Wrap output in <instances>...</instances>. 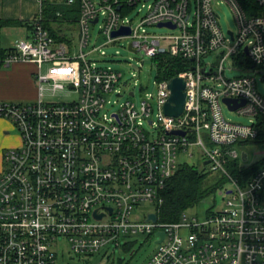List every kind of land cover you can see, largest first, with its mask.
Returning a JSON list of instances; mask_svg holds the SVG:
<instances>
[{"label":"built area","instance_id":"built-area-1","mask_svg":"<svg viewBox=\"0 0 264 264\" xmlns=\"http://www.w3.org/2000/svg\"><path fill=\"white\" fill-rule=\"evenodd\" d=\"M49 1L39 0L30 37L0 56L1 66L35 63L38 87L33 101L0 102V116L12 121L20 140L4 151L0 169V264H53L59 236L85 261L138 232L151 234L157 244L143 264H264V165L244 182L226 168L247 154L244 146L264 142V95L255 78L264 75V0H256L250 12L237 0H225L236 20V28L226 32L218 24L217 0H78L77 46L56 40L44 26L42 9ZM160 22L173 24L161 25L172 32L147 31ZM95 23L105 45L126 38L129 51L156 65L163 55L189 63L175 75L185 80L180 114L164 112L172 77H156L157 92L139 102L131 98L135 91L122 92L121 72L100 65L105 49L87 48ZM122 27L129 32L112 35ZM95 50L98 59L88 56ZM208 55L213 59L205 60ZM226 69L242 74L227 77ZM45 82L76 95L46 101ZM111 95L127 96L112 101L117 109L108 112ZM225 98L244 102L230 109ZM222 105L249 122L227 119ZM195 150L209 171L228 179L220 189L222 206L206 208L200 218L159 221L167 180ZM143 201L154 210L136 215ZM151 212L155 221L147 219Z\"/></svg>","mask_w":264,"mask_h":264},{"label":"rangeland","instance_id":"rangeland-1","mask_svg":"<svg viewBox=\"0 0 264 264\" xmlns=\"http://www.w3.org/2000/svg\"><path fill=\"white\" fill-rule=\"evenodd\" d=\"M216 10L219 14L218 24L224 32L228 29L234 30L236 28V20L230 5L225 0H217ZM145 10V9H143ZM136 10L128 12V16L133 18ZM148 32L155 34H168L170 31L164 26H147ZM77 25L72 24L66 31V37L69 42L77 46ZM90 42L87 48L93 46L101 47L105 49L107 53L104 57L105 63H101V66L110 65L112 68L121 72V83L120 87L122 92L128 93L129 91H135V95L132 100L139 102L142 98H145V93H152L153 95L157 92V87L155 85V79L158 76V66L155 64V59L141 55V53H134L127 48V39L121 38L115 41L111 45H105V37L99 32V23L92 24L89 29ZM118 51V52H116ZM90 57L98 59L101 56L98 51H92L89 53ZM212 60V55H208L205 60ZM101 60V59H100ZM135 64L137 68L131 66ZM45 69V66L42 67ZM242 74L241 71L237 69H226L225 75L227 77L238 76ZM256 78V88L258 92L264 95V75L260 73L255 74ZM43 96L42 98L46 101H59V100H69L75 97L76 93L73 89H58L53 90L52 84L45 82L43 84ZM140 88L142 90H140ZM127 95L121 96L117 99L115 96H108L110 102L116 100L117 103L126 99ZM152 104L151 117L155 118L157 113L156 102L152 99L149 100ZM118 104H108L106 109L108 112L117 109ZM223 115L234 122L248 123L249 116L239 114L235 111H230L226 105H222ZM9 124L13 129H15L12 121L8 119ZM16 130V129H15ZM12 147V146H11ZM10 147H7L8 149ZM247 152V158L245 160L240 159L241 165H253L257 161L264 158V142L256 141L247 144L242 148ZM202 153L195 150L192 156H185L183 159L186 163L195 166L199 170L205 173V183H214L223 174L220 171H209L208 166L203 165L201 159ZM181 159V156H178ZM3 166V165H2ZM225 185H229L228 179L225 181ZM222 187L215 189L213 193L208 194L203 197L197 204L185 209L181 215L185 216L187 219H191L195 215L198 218L202 217L204 210L208 207L219 208L222 206V193L220 189ZM154 210V205L149 201H143L136 207V215L143 216L149 211ZM157 244L155 243V237L151 234L146 233H134L122 236L120 239L119 246H103L97 252L93 253L88 257V264H143L151 256V254L156 250ZM56 252V258L53 264H84L83 259L80 254L73 252L70 249V244L66 238L59 236L56 239V245L54 247Z\"/></svg>","mask_w":264,"mask_h":264},{"label":"trees","instance_id":"trees-1","mask_svg":"<svg viewBox=\"0 0 264 264\" xmlns=\"http://www.w3.org/2000/svg\"><path fill=\"white\" fill-rule=\"evenodd\" d=\"M245 11L250 12L256 0H237ZM79 14V2L67 4L66 0H51L44 4L42 18L44 26L58 41H66V35L60 34V26L76 24ZM158 79L171 78L186 68L189 63L179 57L163 55L157 59ZM264 165V158L253 165H241L240 160L228 162V173L239 181L244 182L256 169ZM205 172L193 165L183 163L178 166L175 173L167 180L162 190V203L157 207L159 221L174 222L180 219L183 211L197 204L203 197L213 193L215 189L225 184L227 177L223 174L214 183H205Z\"/></svg>","mask_w":264,"mask_h":264},{"label":"crops","instance_id":"crops-1","mask_svg":"<svg viewBox=\"0 0 264 264\" xmlns=\"http://www.w3.org/2000/svg\"><path fill=\"white\" fill-rule=\"evenodd\" d=\"M39 8V0H0V56L16 40L30 37L32 22ZM60 28V34L66 35L69 26L64 23ZM76 32L78 38V27ZM35 72L36 65L33 62L17 61L8 66L0 65V102L35 100L38 96ZM19 142L17 131L7 118L0 116V169L3 167L6 148L17 146Z\"/></svg>","mask_w":264,"mask_h":264},{"label":"water","instance_id":"water-1","mask_svg":"<svg viewBox=\"0 0 264 264\" xmlns=\"http://www.w3.org/2000/svg\"><path fill=\"white\" fill-rule=\"evenodd\" d=\"M96 21V19L94 20ZM161 25H166V26H171L174 27V25L170 24L169 22H160L159 26ZM129 30L127 27H122L116 31H114L112 33V35H119V34H126L128 33ZM169 90H170V95L168 97V100L166 101V103L164 104V112L166 114L169 115H178L181 113L182 109H183V104L185 101V92H184V88H185V80L180 77V76H174L171 78L169 84H168ZM227 106L230 109H235L238 105L242 104L244 101L235 103V101H231V99L225 98L223 100ZM232 102V103H231ZM173 133H182L183 131H178V130H174L172 131ZM247 154L245 152L241 153V158L242 160H244L246 158ZM208 161H204L203 164H207ZM100 217V215H99ZM157 218L156 214L154 212H151L148 214L147 219L153 220L155 221ZM157 234L160 235V237L162 238L164 233L163 232H157ZM160 241L157 240V242ZM84 264H87V260L84 261Z\"/></svg>","mask_w":264,"mask_h":264}]
</instances>
